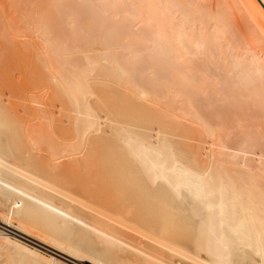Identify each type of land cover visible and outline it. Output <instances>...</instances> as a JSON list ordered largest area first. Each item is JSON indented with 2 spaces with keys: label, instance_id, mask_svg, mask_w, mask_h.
Wrapping results in <instances>:
<instances>
[{
  "label": "bare ground",
  "instance_id": "6f19581e",
  "mask_svg": "<svg viewBox=\"0 0 264 264\" xmlns=\"http://www.w3.org/2000/svg\"><path fill=\"white\" fill-rule=\"evenodd\" d=\"M48 2L3 31L47 75L0 94V220L89 264H264L259 0ZM0 264L69 263L0 229Z\"/></svg>",
  "mask_w": 264,
  "mask_h": 264
},
{
  "label": "rangeland",
  "instance_id": "374dc122",
  "mask_svg": "<svg viewBox=\"0 0 264 264\" xmlns=\"http://www.w3.org/2000/svg\"><path fill=\"white\" fill-rule=\"evenodd\" d=\"M19 0H0V18L1 17H5L4 19L3 18H1V19H3V20H1L2 21V24H3V21L5 22V24H1V22H0V24L3 26H1L0 27V32L2 33V35L0 36V80H3L2 78H4L5 79V81H1L0 82V94H2V93H8L10 90V88H12V89H15V85L17 84V87H19V85H20V83H21V81H22V83L21 84H26V85H30L31 84V81H32V77H36V75H34V74H36L37 73V75L39 76V73H41L40 75H47V73H45L47 70H46V68H44V70H46L45 72H43L42 70V68H38L37 66H38V64H39V67H41L43 64H40L41 63V61L39 60L40 58H42V54L41 55H39L40 54V49H39V47L40 48H42L43 47V45H42V42L43 41H41L40 43L41 44H39L38 42L40 41V39L42 38H40L39 37V34H38V31H37V29H35L36 27L34 26V28H33V26H28L27 28L25 27V25H28V23H25L24 21V19L25 18H27V17H25V16H27L28 14H29V16L28 17H30V14L33 12H35V14L37 15V14H42V16H44L43 15V12L45 11V12H47L46 10H49L51 7H56V9H60V8H62V6L59 4V3H57V4H53V5H49V3L50 2H48V0H32L33 2L32 3H30V1L31 0H21V1H19ZM22 1H23V4H22ZM25 1H26V3H25ZM57 1H59V0H57ZM12 2H14V3H12ZM45 2V3H44ZM48 2V3H47ZM31 5H30V4ZM44 3V4H43ZM13 5H14V7H13ZM23 5L24 6H26V9H27V11H29L28 13H27V11H26V9H24V7H23ZM28 5H30L29 6V8H27L28 7ZM16 6V7H15ZM54 7V8H55ZM14 8H16V9H14ZM49 8V9H48ZM23 9H24V11L26 12V15L25 16H23L24 14L23 13H25L24 11H23ZM16 10V11H15ZM2 11H3V13H2ZM38 11H39V13H38ZM4 12H6L5 14H4ZM9 12V13H8ZM42 12V13H41ZM45 12H44V14H45ZM32 13V14H33ZM4 14V15H3ZM120 14V15H119ZM123 13L121 12H119L118 14H114V13H111V14H109V19L111 20L112 19V22L114 21L115 23L117 22V23H122V25L124 24L123 23V21L125 22V25H127L126 23H127V19H122V18H125L124 17V15H122ZM7 15V16H6ZM34 15V14H33ZM33 15H31V18H32V16ZM35 15V16H36ZM49 14H48V12L46 13V15L45 16H48ZM54 15H56V14H54ZM54 15L52 16V17H54ZM113 17H111V16ZM119 15V16H118ZM23 16V18L24 19H22L21 17ZM38 16V15H37ZM36 16V17H37ZM39 17H41V15H39ZM122 17V18H121ZM15 20H14V19ZM20 18V19H19ZM30 18V19H31ZM41 18H43V17H41ZM41 18H38L37 17V19L38 20H40ZM5 19H7V20H9V22L7 21V20H5ZM12 19V20H11ZM43 19H45V17L43 18ZM21 20V21H20ZM28 20V19H27ZM26 20V21H27ZM42 20V19H41ZM122 20V21H121ZM7 21V22H6ZM13 21V22H12ZM21 22V24L23 23H25V25H23L24 27H22L21 28V30L19 31L20 33H22V35L23 36H21L20 34H18V36H15L14 34H11L12 35V38L10 39V38H3L2 36H3V31H5V28H6V26H10V28H14V27H16L17 26V24H15L16 22ZM121 21V22H120ZM14 24H12V23ZM17 22V23H18ZM28 22H29V20H28ZM91 21L90 20H88V21H85L84 23H83V25L85 24V26H90L91 25ZM19 25H21L20 23H18ZM39 24V23H38ZM6 25V26H5ZM40 25V24H39ZM39 25H37V26H39ZM5 26V27H4ZM13 26V27H12ZM22 26V25H21ZM41 26V25H40ZM39 26V27H40ZM138 26V25H137ZM136 27V26H135ZM133 28L134 30L137 28V30H138V28L139 27H136V28ZM1 28H4V30H1ZM23 28H26V31H25V29L23 30ZM37 31H35V30ZM54 32H56L57 31V29H56V27H53V29H52ZM132 30V29H131ZM130 30V32H133V33H135L137 30H135V31H131ZM26 32L27 34H25V33H23V32ZM34 31V32H33ZM7 32V31H6ZM28 32H29V34H28ZM24 34H25V36H24ZM37 34V35H36ZM11 35H7V37L9 36H11ZM13 36H15L14 37V40H13ZM19 36H21V37H19ZM29 36V37H28ZM37 37H39L40 39H37ZM22 38H24V39H22ZM26 38V39H25ZM17 40V41H16ZM21 40H23L22 42H21ZM37 40H39V41H37ZM42 40V39H41ZM15 41V42H14ZM37 41V42H36ZM24 43V46L23 45H21V44H23ZM33 43V44H32ZM35 43H37V44H35ZM8 46H7V45ZM35 44V45H34ZM44 44V43H43ZM30 45V46H29ZM34 45V46H33ZM39 45H41V46H39ZM6 46V47H5ZM10 46V47H9ZM36 49H34L33 47ZM2 47V48H1ZM12 47V48H11ZM16 47L18 48V49H16ZM30 47H32L33 48V51L30 49ZM95 47H98L99 48V46L96 44L95 45ZM4 48V49H3ZM7 48H8V50H7ZM29 48V49H28ZM44 48V47H43ZM26 49V50H25ZM17 50V52H15ZM27 50L30 52H27ZM42 50V49H41ZM6 51V52H5ZM9 51V52H8ZM23 52V55H22V52ZM26 51V53L27 54H25L24 52ZM37 51L39 52V54L37 53ZM3 52V53H2ZM15 52V53H14ZM34 54H33V53ZM8 55H7V54ZM41 53H43V52H41ZM90 53H93V52H90ZM5 56H4V55ZM11 54V55H10ZM18 54H20V56L21 57H18L19 55ZM34 56H36V57H33V55ZM17 55V56H16ZM27 55V56H26ZM11 56H12V58H11ZM26 56V57H25ZM32 56V57H31ZM5 57V58H4ZM7 57H9V58H7ZM17 57H18V61H17ZM29 57V58H28ZM20 58H21V60H20ZM27 58V59H26ZM35 58V59H37V60H39L38 62H37V60H33V59ZM39 58V59H38ZM4 59H5V61H4ZM31 59V60H30ZM3 60V61H2ZM20 60V61H19ZM24 60H26V61H24ZM21 61H23V62H21ZM29 61V62H28ZM2 62V63H1ZM16 62H19V63H22L21 65L22 66H20V64L19 63H16ZM25 62V63H24ZM11 63H12V65H11ZM14 63V64H13ZM32 63V64H31ZM38 63V64H37ZM4 64H5V66H4ZM37 64V65H36ZM17 65V66H16ZM34 65V66H33ZM35 66H36V68H35ZM44 66V65H43ZM12 67V68H11ZM16 67H17V69H16ZM38 68V69H37ZM12 69V70H11ZM39 69H41V71L43 72H41ZM7 70V71H6ZM12 72H11V71ZM14 70H16V71H14ZM23 70V71H22ZM3 71V72H2ZM5 71V72H4ZM18 71V72H17ZM19 71H20V74L21 75H18L19 74ZM40 71V72H39ZM22 72V73H21ZM49 72V71H48ZM4 73V74H3ZM7 73V74H6ZM9 73V74H8ZM6 74V75H5ZM49 74V73H48ZM4 75V76H3ZM45 75V76H46ZM2 76V77H1ZM6 76V77H5ZM10 76V77H9ZM11 76H14L13 78L11 77ZM18 76V77H17ZM20 76H21V78H20ZM24 76V77H23ZM39 77H41V76H39ZM38 77V78H39ZM11 78V79H10ZM18 78V79H17ZM24 78V79H23ZM19 79H20V81H19ZM37 79V78H36ZM13 80V81H12ZM9 81V82H8ZM12 81V82H11ZM19 82V83H16V82ZM4 82V83H3ZM27 82V83H26ZM29 83V84H28ZM5 84V85H4ZM11 84V85H10ZM13 84H14V86H13ZM19 84V85H18ZM9 86V87H8ZM12 86V87H11ZM2 87V88H1ZM2 89V90H1ZM11 89V90H12ZM2 92V93H1ZM4 98H6V97H4ZM188 119V118H187ZM184 120L185 122H189V120H190V118H189V120ZM189 124H191V122L189 123ZM200 131V130H199ZM199 135H200V133H199ZM201 135H202V133H201ZM203 136V135H202ZM201 136V137H202ZM203 138V137H202ZM207 139H209L208 141L210 142V140L212 141V138L211 137H208ZM207 139H206V141H207ZM205 140V139H204ZM205 141V142H206ZM198 142H199V145L201 146L200 148H207V146H209L208 144H207V142L206 143H204V142H200V141H195V144H197L198 145ZM206 145V146H205ZM202 151H206L205 149H203ZM15 225H10V224H8L7 225V223L5 224L2 220H0V229L1 230H3L5 233H8V234H10V235H12V236H14V237H17L18 239H21L23 242L25 241V243L27 242V244H30V246H33L34 248H38L39 250H43V252H45V253H47V254H52V255H54L55 257H58L59 259H61V260H63V261H65V262H67V263H69V264H89L88 262H81V261H78V260H74V259H72L71 257H69V256H66L65 254H63V253H61V252H59V251H57V250H54L53 248H50L49 246H47V245H45V244H43V243H41V242H39V240H37V239H35L34 237H32V236H28V235H25V234H23V233H21V232H19V230L17 229V227L15 226ZM53 250V251H52Z\"/></svg>",
  "mask_w": 264,
  "mask_h": 264
},
{
  "label": "water",
  "instance_id": "95a60500",
  "mask_svg": "<svg viewBox=\"0 0 264 264\" xmlns=\"http://www.w3.org/2000/svg\"><path fill=\"white\" fill-rule=\"evenodd\" d=\"M259 2L261 3V1L259 0ZM262 4V3H261ZM262 6L264 7V5L262 4Z\"/></svg>",
  "mask_w": 264,
  "mask_h": 264
}]
</instances>
